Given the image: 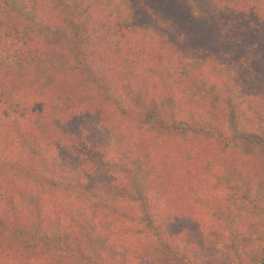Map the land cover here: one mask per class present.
I'll return each instance as SVG.
<instances>
[{"label":"trees","instance_id":"trees-1","mask_svg":"<svg viewBox=\"0 0 264 264\" xmlns=\"http://www.w3.org/2000/svg\"><path fill=\"white\" fill-rule=\"evenodd\" d=\"M0 264H264V0H0Z\"/></svg>","mask_w":264,"mask_h":264}]
</instances>
